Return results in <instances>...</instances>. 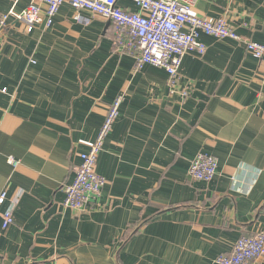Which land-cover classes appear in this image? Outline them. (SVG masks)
Masks as SVG:
<instances>
[{"label":"crops","instance_id":"obj_1","mask_svg":"<svg viewBox=\"0 0 264 264\" xmlns=\"http://www.w3.org/2000/svg\"><path fill=\"white\" fill-rule=\"evenodd\" d=\"M29 2L0 0V13ZM196 11L264 44V0H200ZM116 32L68 4L49 28L0 32V264H208L264 231V61L200 35L206 51L185 54L172 94L166 72L137 70ZM118 95L95 166L105 184L93 208L66 210L78 142L95 139ZM198 153L217 160L210 182L188 174ZM14 199L13 225L2 230Z\"/></svg>","mask_w":264,"mask_h":264},{"label":"built area","instance_id":"obj_2","mask_svg":"<svg viewBox=\"0 0 264 264\" xmlns=\"http://www.w3.org/2000/svg\"><path fill=\"white\" fill-rule=\"evenodd\" d=\"M139 11L130 12L117 6V0H30L28 5L16 11L14 8L0 13V32L13 23H20L27 33L37 26L49 28L63 4L76 11H86L113 23L117 30L116 41L122 49L131 52L135 67L150 65L163 69L168 76L171 93L178 86L179 70L186 53L204 55L206 47L199 41L200 35L218 40L240 43L254 59L264 61V44L243 39L224 19L200 17L196 6L200 0H127ZM76 18H78L76 16ZM179 94L186 97L188 88ZM123 96L118 95L108 106L100 129L92 141L80 140L85 150L79 154V165L71 183L62 187L61 206L78 212L93 208L105 184L103 177L95 171L99 154L119 117ZM11 165H17L10 158ZM189 176L200 182H210L217 175L215 157L198 153L191 161ZM7 200L6 192L0 193V207ZM18 203L14 199L10 207L1 213V228L13 225V209ZM264 255V231L253 237L239 238L230 254L219 255L208 264H252Z\"/></svg>","mask_w":264,"mask_h":264}]
</instances>
